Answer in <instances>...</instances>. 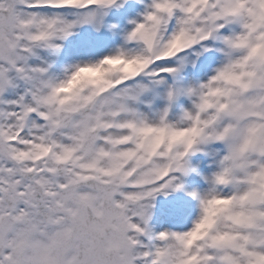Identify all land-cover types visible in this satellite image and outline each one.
<instances>
[{"label": "snow or ice", "instance_id": "6c2138e0", "mask_svg": "<svg viewBox=\"0 0 264 264\" xmlns=\"http://www.w3.org/2000/svg\"><path fill=\"white\" fill-rule=\"evenodd\" d=\"M119 6L0 0V264H264V0H148L120 46L62 56ZM197 152L195 219L154 231Z\"/></svg>", "mask_w": 264, "mask_h": 264}, {"label": "rangeland", "instance_id": "374dc122", "mask_svg": "<svg viewBox=\"0 0 264 264\" xmlns=\"http://www.w3.org/2000/svg\"><path fill=\"white\" fill-rule=\"evenodd\" d=\"M147 2H148V0H145V3H140V0H131V1L130 0H118V3H121L122 6L112 7L113 10L110 8L108 10V14L105 18V21H107L106 25H114L115 26V33H113V31L109 30V28L106 26V27H104V29L102 28L100 30L101 32L100 31L97 32V34L99 33L98 41L92 40L90 42L91 44L87 43L84 40V38L80 39V37L77 39V42H76L75 38H72V40L70 41V43L68 45H67V42L64 41L63 42L64 43V49L62 52V56L65 58L71 59L74 56L84 55L85 53L92 52V51H94L96 55H103V54H106L110 48L118 47L119 43L123 42V37H124L125 32L130 31L134 27V25L132 26V23H130V21L139 20L141 18V13H143V11L145 9V4ZM108 21H109V23H108ZM117 28H119L121 31H118ZM120 32H122V33H120ZM106 35L109 37H106ZM100 37H101V39H100ZM102 37H104V38H102ZM99 45H100V47H99ZM217 55H219V54H216L215 56H217ZM213 65H214L213 53L212 54L206 53V55L204 53L197 60L196 69H194L192 67V65L190 64V65H187L185 67V69L182 71L181 74L186 79L187 77H189L188 71H192V76H194L196 78H200L199 75L202 73L208 72L207 70H209L210 67H213ZM190 66H191V68L188 69ZM185 71H187V72L185 73ZM186 101L187 100H185V98H181V102H182L181 104L186 106ZM194 156H195V154L192 155V158L191 157L190 158L193 159ZM188 192H189V190H188ZM186 195L189 196L188 194H186ZM189 197L191 198V196H189ZM187 207H188V212L185 214H182V216L177 218V219L174 218L173 219L174 221L167 219L168 217L166 215H164L163 217H160L157 221H155L152 224L153 230L156 232L162 231L164 229L186 230L188 227L191 226V221L194 220L193 216L188 217L189 214L190 213L191 214H194V213L197 214L196 206H194V207L187 206ZM165 216H166V218H165ZM164 218H165V220H164ZM178 220H180V221H178Z\"/></svg>", "mask_w": 264, "mask_h": 264}, {"label": "bare ground", "instance_id": "6f19581e", "mask_svg": "<svg viewBox=\"0 0 264 264\" xmlns=\"http://www.w3.org/2000/svg\"><path fill=\"white\" fill-rule=\"evenodd\" d=\"M131 1V0H130ZM112 9V8H111ZM113 10V9H112ZM124 13V12H123ZM122 15V14H121ZM107 20V19H106ZM110 21V20H109ZM108 21V23H109ZM107 21H105L106 23ZM107 23V24H108ZM133 26V24H132ZM104 29V28H103ZM118 31H121L119 28H117ZM104 31V30H103ZM101 32V31H100ZM122 33V32H120ZM101 34V33H100ZM104 34V33H103ZM105 35V34H104ZM80 37L84 38V40L87 43H90L93 41H98L99 33L97 34V31H95L90 25H85L82 28H79L74 31V34L72 36H69L65 42H67V45L70 43L72 38H75L76 42L77 39ZM106 37H109L106 35ZM104 38V37H102ZM111 38V37H110ZM101 39V37H100ZM112 39V38H111ZM118 39V38H117ZM106 40V39H105ZM104 40V41H105ZM108 40V39H107ZM110 41V40H109ZM81 42V41H80ZM100 42V41H99ZM108 43V42H107ZM123 42L119 43V46ZM80 44V43H79ZM91 44V43H90ZM73 45V44H72ZM96 46V45H95ZM102 46V45H101ZM92 47V46H91ZM98 47V46H97ZM100 47V45H99ZM101 49V48H100ZM104 49V48H103ZM89 50V49H88ZM212 54V53H211ZM219 53H213V57ZM206 55V53H205ZM219 56V55H217ZM206 60V59H205ZM212 60V59H211ZM209 63V62H208ZM190 65V64H189ZM202 65V64H201ZM215 63L213 67H215ZM204 67V66H203ZM191 66L188 68L190 69ZM196 69V68H194ZM192 70V69H191ZM208 74L211 75V72L209 70ZM187 71H185L186 73ZM182 75V74H181ZM189 77L186 78L187 81H192L194 76H192V71H188ZM200 79H207V77L204 75V73L199 75ZM186 100V99H185ZM182 103V102H181ZM189 102L186 101V106ZM192 158V156H191ZM190 158L191 164L197 169L196 172H190L187 176L182 178L183 182V189L179 191H168V195L164 194H158L153 201L154 207L151 209L152 212V218L149 221V226L153 229L152 224L157 221L160 217H163L166 215L169 220L174 221L173 219H177L182 216V214H185L188 212V207L196 206L197 202L191 197L187 196V192L192 190H199L204 187V181L201 179L202 175H206L210 171V167H214L212 165V157L210 155H205L203 152H197L193 159ZM191 209V208H190ZM189 209V210H190ZM194 209V208H193ZM196 213L189 214L188 217L193 216V219L196 217ZM165 216V218H166ZM185 216V215H184ZM164 218V220H165ZM176 221V220H175ZM180 221V220H178ZM177 221V222H178ZM182 222V221H181ZM165 226V225H164ZM179 226V225H178Z\"/></svg>", "mask_w": 264, "mask_h": 264}, {"label": "clouds", "instance_id": "9594fccd", "mask_svg": "<svg viewBox=\"0 0 264 264\" xmlns=\"http://www.w3.org/2000/svg\"><path fill=\"white\" fill-rule=\"evenodd\" d=\"M132 67L133 65H129L124 61L116 60L112 62L111 66H109V71H114V72L128 71Z\"/></svg>", "mask_w": 264, "mask_h": 264}]
</instances>
